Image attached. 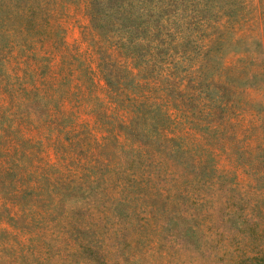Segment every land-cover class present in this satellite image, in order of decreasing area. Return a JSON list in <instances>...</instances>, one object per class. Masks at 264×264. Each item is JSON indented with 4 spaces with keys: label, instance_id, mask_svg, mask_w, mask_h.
Wrapping results in <instances>:
<instances>
[{
    "label": "rangeland",
    "instance_id": "obj_1",
    "mask_svg": "<svg viewBox=\"0 0 264 264\" xmlns=\"http://www.w3.org/2000/svg\"><path fill=\"white\" fill-rule=\"evenodd\" d=\"M87 5L0 0V223L31 245L21 264H141L170 228L177 264H264V253L227 254L242 221L264 230V176L249 197L242 171L264 173V143L249 128L264 120L245 124L264 117V34L234 16L225 37L241 38L238 49L192 76L225 105L210 129L170 106L168 119L165 102L125 129L129 100L113 88ZM73 12L84 13L76 25L66 19ZM135 91L160 103L154 82Z\"/></svg>",
    "mask_w": 264,
    "mask_h": 264
},
{
    "label": "trees",
    "instance_id": "obj_2",
    "mask_svg": "<svg viewBox=\"0 0 264 264\" xmlns=\"http://www.w3.org/2000/svg\"><path fill=\"white\" fill-rule=\"evenodd\" d=\"M212 1L88 0L90 27L105 45L98 46L102 63L113 62V88L129 100L132 116L122 127L136 126L147 111L154 117L163 102L168 119L173 108L193 123H206L205 129L211 127L207 120L214 110L222 115L225 105L207 94L209 84H204V78L192 77L221 64L223 54L236 51L241 40L225 37L229 23L220 27L219 13L224 12L228 20L235 14L222 6L216 8ZM185 13L193 17L179 22ZM115 69L120 74H114ZM105 80L112 84V76L105 74ZM151 82L162 92L160 103L151 102L149 94L135 91ZM124 84L131 87L128 92L121 89ZM149 130L158 131L159 126L151 125Z\"/></svg>",
    "mask_w": 264,
    "mask_h": 264
},
{
    "label": "clouds",
    "instance_id": "obj_3",
    "mask_svg": "<svg viewBox=\"0 0 264 264\" xmlns=\"http://www.w3.org/2000/svg\"><path fill=\"white\" fill-rule=\"evenodd\" d=\"M62 2L76 4L80 3L81 0H62ZM85 2H87V0H85ZM220 2L224 6V11L235 14L240 21V26L244 28L245 32H249L251 29L258 30L261 34H264V0H220ZM219 15L222 17L219 26L226 28L228 25V17L224 15V12H220ZM82 16H84L83 12H80L78 15L76 12H73L71 15L67 16L66 19L69 20L71 24L76 25L77 21ZM257 25H259V29H257ZM81 31L84 32V39L91 43V37L88 35L90 29H81ZM224 103H227L226 97ZM261 120H264V117H253L250 115L248 116V120L245 121V124H248V121H251L252 124H257V122ZM249 128L250 131H255L257 133V143H264V129H260L259 127L252 129L250 125ZM242 171H247L252 178L249 181L251 191H249L248 186H245V193L249 197L256 195V188L259 185L261 176H264V173L247 167V164L242 168ZM0 209H2V202H0ZM98 227L100 229L99 235L103 236L104 231H107V229L103 224H100ZM108 227L111 228V225H108ZM164 227H166V225ZM237 227L239 231L236 238L227 246V254L229 256L234 254L243 255L244 253H264V230L254 229L253 226L243 221L238 224ZM5 229H7L8 233L12 234L7 235L4 231ZM169 232L174 233L175 228L168 229V232L158 231L156 242L152 245L147 255L143 257L141 264H177L174 239H164ZM96 234L95 232L91 233L90 238ZM192 242L197 243L195 240ZM161 244L165 245L163 250L159 247ZM213 247H215V244H213ZM31 255L32 248L27 240L21 239V234L19 232H13L12 229L7 228L6 224L0 223V264H21V259L24 256L31 259ZM121 264H123V261H121ZM247 264H256V262L248 261Z\"/></svg>",
    "mask_w": 264,
    "mask_h": 264
}]
</instances>
